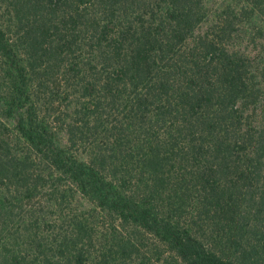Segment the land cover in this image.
I'll list each match as a JSON object with an SVG mask.
<instances>
[{
    "label": "trees",
    "instance_id": "1",
    "mask_svg": "<svg viewBox=\"0 0 264 264\" xmlns=\"http://www.w3.org/2000/svg\"><path fill=\"white\" fill-rule=\"evenodd\" d=\"M221 1L0 0V264H264V0Z\"/></svg>",
    "mask_w": 264,
    "mask_h": 264
},
{
    "label": "rangeland",
    "instance_id": "2",
    "mask_svg": "<svg viewBox=\"0 0 264 264\" xmlns=\"http://www.w3.org/2000/svg\"><path fill=\"white\" fill-rule=\"evenodd\" d=\"M214 2H216V4H219L222 1L221 0H214ZM249 26H250L251 31H253V33H255V34H257L258 29L259 30L262 29L264 31V21L261 19L255 20ZM257 36H259V35L257 34ZM252 47H255V45H252ZM260 49H262L261 45H260ZM83 203L85 206L78 205L79 209H77V211L81 214L82 218L86 219L88 221V223L95 222V221H99V222L103 223L102 219L99 218V214L96 211V209L92 205H87L86 202H83Z\"/></svg>",
    "mask_w": 264,
    "mask_h": 264
}]
</instances>
